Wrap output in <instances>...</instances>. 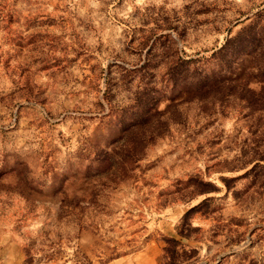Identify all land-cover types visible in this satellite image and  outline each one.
<instances>
[{"label": "rangeland", "instance_id": "rangeland-1", "mask_svg": "<svg viewBox=\"0 0 264 264\" xmlns=\"http://www.w3.org/2000/svg\"><path fill=\"white\" fill-rule=\"evenodd\" d=\"M249 27L264 0H0V264H264Z\"/></svg>", "mask_w": 264, "mask_h": 264}, {"label": "trees", "instance_id": "trees-1", "mask_svg": "<svg viewBox=\"0 0 264 264\" xmlns=\"http://www.w3.org/2000/svg\"><path fill=\"white\" fill-rule=\"evenodd\" d=\"M247 36L249 39L252 40L253 44L255 43V49L260 51V62L261 65L257 64L258 66L255 68V71L260 78L262 82H260V89L258 93L256 94V99L253 104H256V102L259 104V106L262 108L264 106V38L261 36H257V32H255V27H249L247 30ZM238 38H234L230 41H235ZM247 85V83H246ZM247 93H251L249 90H247ZM251 98L254 97L253 95H250ZM249 98V101L252 102V99ZM250 104V103H249ZM146 144V137L143 134L140 135H132L127 138H125V141L123 144L119 147V150H112L111 152H102V156L108 161V164H112V160L114 161L116 172L120 170H125L128 164H134L137 161L140 160L142 149ZM114 173V174H115Z\"/></svg>", "mask_w": 264, "mask_h": 264}]
</instances>
